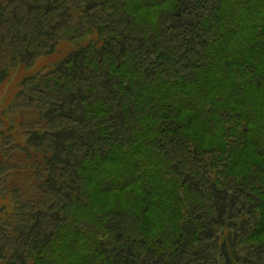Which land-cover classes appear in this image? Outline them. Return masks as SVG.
<instances>
[{"label": "trees", "instance_id": "obj_1", "mask_svg": "<svg viewBox=\"0 0 264 264\" xmlns=\"http://www.w3.org/2000/svg\"><path fill=\"white\" fill-rule=\"evenodd\" d=\"M61 40L0 130V264H264V0H0V81Z\"/></svg>", "mask_w": 264, "mask_h": 264}, {"label": "rangeland", "instance_id": "obj_2", "mask_svg": "<svg viewBox=\"0 0 264 264\" xmlns=\"http://www.w3.org/2000/svg\"><path fill=\"white\" fill-rule=\"evenodd\" d=\"M73 48L74 45L70 41L61 40L51 52L37 56L29 68L18 67L6 79L0 81V130H5L9 125L16 127L20 121L30 117V114H27L29 110L18 113L11 108V111L9 110L22 79L38 70L51 69ZM15 130L18 131V128Z\"/></svg>", "mask_w": 264, "mask_h": 264}]
</instances>
